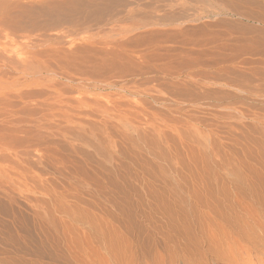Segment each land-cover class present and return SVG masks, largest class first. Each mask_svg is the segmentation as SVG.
<instances>
[{
    "label": "rangeland",
    "instance_id": "rangeland-1",
    "mask_svg": "<svg viewBox=\"0 0 264 264\" xmlns=\"http://www.w3.org/2000/svg\"><path fill=\"white\" fill-rule=\"evenodd\" d=\"M115 2L95 17L128 1ZM129 2L143 4L148 17L179 19L185 9L203 18L181 29L160 26L162 39L154 29L135 32L142 44L131 45L150 51L145 63L92 65L86 54L80 72L127 87L84 95V105L24 104L11 97L19 72L0 73L7 83L0 88L15 91L0 93V264H264V0ZM236 23L262 34L249 29L254 34L243 39L251 46L235 44ZM24 42L7 44L19 65L33 59ZM193 50L212 68L176 76L183 68L176 59L188 67ZM62 88L63 98L76 97Z\"/></svg>",
    "mask_w": 264,
    "mask_h": 264
},
{
    "label": "bare ground",
    "instance_id": "bare-ground-1",
    "mask_svg": "<svg viewBox=\"0 0 264 264\" xmlns=\"http://www.w3.org/2000/svg\"><path fill=\"white\" fill-rule=\"evenodd\" d=\"M125 1H128V2H126L127 3L126 5L124 4L125 8L123 7V10H117L116 13L109 15L108 17H106V19H102V18L99 19V18H96V17H99L98 13L100 15V13L106 12L108 10L111 12V9L114 6H116L118 2H115V0H0V73H2L3 70L5 71V70L10 69L9 71L19 72V78L21 79V82H19L17 80L19 82L20 88L11 97L16 99V100H18V98H19L24 104H29V103L30 104H36V105L41 104L40 106H42L44 108V110L49 111L50 109H53V110L66 109L67 106L69 105V103H73V102L77 103V104L80 103V104L84 105L82 98H84V95L87 96V94L88 95H90V94L94 95L96 93H99V92H102L105 90L112 91V90L117 89L118 87H119L118 89H120V88L124 89L125 87H127V83L124 82L122 85H120V83H117L116 81L113 80L114 78L112 79L113 76L101 78V77H98L99 75H97L96 77H93V76L85 75V73L80 72L79 71L80 68L83 67V66L81 67V65H83L86 62H89V60H88L89 58L85 57V55L91 54V56H92V54H93V58H95L94 62H96V63H93V64L91 63L92 65L97 64L98 61H100L103 65H105L106 63H109L108 61H111L113 59H118L120 61L121 60L124 61L125 59L126 60L130 59L129 60L130 63L133 64L132 60L134 58L139 59V61H140L139 63H141V61H144L145 59L148 58V56H151V55L149 54L150 51L148 52L145 50L144 51L141 50L143 47L140 50H136L131 45L134 42H137L138 40L140 42L141 38H142L140 36L137 37L135 32L139 31V33H140V30H143L145 32H148L147 33V35H148L149 29H152V31L154 29V31L156 32V30L160 26H163L164 28L174 26V27L181 29L182 25H185L188 21L189 22L199 21L203 18L201 15H197V14L192 15V16H188V15H186L185 9H183L184 17L179 18V19H173V17L170 18V16L162 15L159 12L153 13L152 15L150 14V17H148L146 14L147 12L145 11L143 4L139 3L137 6H134L132 3L129 2V0H125ZM122 2H121V4H122ZM158 2H160V1H158ZM133 3H134V1H133ZM161 3H159V5ZM164 3H166V2L164 1ZM225 3H227V2H225ZM149 5H151V4H149ZM151 7H153V6H151ZM163 8L164 7H162V9ZM148 9L149 8H147V10ZM183 12H181V13H183ZM234 12H233V14H234ZM148 13H149V10H148ZM214 13H217V12H214ZM165 14H166V12H165ZM208 15L209 14H207V16ZM216 15H220V14L217 13ZM221 16L228 17L229 15L228 14H221ZM240 17L241 16H237L236 18L240 19ZM206 18H208V17H206ZM210 19H212V18H210ZM231 19H232V17H231ZM232 20H234V19H232ZM232 20H231V23H232L231 25H233V23H234ZM251 20L254 21L253 19H251ZM234 21H236V20H234ZM226 23H227V20H226ZM240 24H242V23H240ZM215 25L216 24L214 23V27H215ZM211 26L213 27V25H211ZM238 26L239 25H237V23H236V25L233 26L234 28L233 27L232 28L235 29ZM220 27H222V26H220ZM224 27L225 26H223V28ZM229 27L230 26L228 23V28ZM245 27H248V26H245ZM245 27H244V29H242V26L241 27L239 26V28H241V31L239 33L240 35L238 33H236L234 35L235 31L233 30L234 36H232V34L229 35V36H231L230 41L233 40L235 42V44H237V42L239 44V42H242L243 40L246 39V37H245V39H243L244 38L243 36L245 33L247 34V33L252 32L254 34L253 31H249L250 27H249V29L247 28L249 32L248 31L244 32L246 29ZM252 28L254 29V26L253 27L251 26V29ZM230 30H232V29H230ZM242 30L244 33L242 32ZM154 31H153V33H154ZM171 31H173V30H171ZM238 31H239V29L237 28V32ZM156 33L158 34V32H156ZM165 33H166V30H165ZM168 33H170V32H168ZM168 33H166V35ZM225 33L227 34V32H225ZM230 33H232V32H230ZM252 33L250 35H253ZM255 33H256V30H255ZM257 33L262 34L260 32H257ZM246 34H245V36H246ZM166 35L164 34V36H166ZM203 35H205V33H203ZM160 36L161 35H159L157 37L160 38ZM248 36H249V34H248ZM150 37H152V36H150ZM225 37L226 36H224L223 38H225ZM154 38L156 39V37H154ZM162 38H163V36L160 39H162ZM227 38H229V37H227ZM18 40H24L25 41L24 44H25L26 51H27V53H30L32 55L31 58H33L32 59L33 61L31 60L30 63H27L28 62L27 60L31 59V58H28L26 60L27 62L25 61L26 63H21V65L16 64L17 61L15 62L14 56L11 55V53H9V48H8L9 44L15 45L18 43ZM143 40H145V39H143ZM220 40H221V38H220ZM226 40L224 39V41L226 43L229 42V40H227V41ZM246 40L244 41V42H246V44L250 45L251 43H253V42H251L252 39H250L251 41L248 39V41H250L251 43L250 42L247 43L248 41H246ZM145 41H143V42L145 43ZM159 41H160L159 44H162L161 42L163 40L162 41L159 40ZM233 41H231V42H233ZM148 42L149 41L147 38L146 43H148ZM150 42L152 43V41H150ZM231 42H229V43H231ZM151 43H150V45H151ZM154 43H155V40H154ZM7 44H8V46H7ZM21 44H22V42H21ZM184 45H185V43H184ZM186 45H188L187 42H186ZM144 46L146 47L147 45H144ZM16 47H17V45H16ZM194 47H195V45H194ZM152 48H154V47H152ZM229 48H231V47H229ZM161 49H162V47H161ZM161 49L160 50L158 49V50L161 52L164 50H166V52L169 51L165 48H164V50H161ZM158 50L155 51L153 49L152 51H155V53H156V52H158ZM196 51H194L195 53L194 52L192 53V56H190V54L188 55V56H190V57H187V59L190 58L189 59L190 65H188V67H186L183 63L182 64L184 66L183 65L181 66L180 63H181L182 58L179 61L178 59H180V58H178V59L175 58L177 55L174 56V55L169 54L171 56H174V57L168 56L169 59L175 58L179 62L178 65L181 68L186 67V68H184L185 70L182 68L183 70L180 69V72H177V73L174 72L176 74V76L181 77L183 75H187V79H188V77L191 76L189 74L195 70L196 71H198V70L202 71V70H206V69L209 70L212 68V67H209V65L204 66L205 64L200 65L201 63L200 64L198 63V62H200V61H198V56L196 58L193 57V54H196ZM161 52H159V53H161ZM178 52H180V51L178 50ZM181 52H184V51H181ZM23 53H24V51H23ZM165 53H164V55H165ZM197 54H198V52H197ZM21 55H22V53H21ZM21 55L19 54L18 56H20V58H22V59L27 58L24 56L21 57ZM162 55H163V53H162ZM164 55L162 58H165V57L168 58L167 57L168 53L165 55V57H164ZM196 55H194V56H196ZM202 55H204V54H202ZM155 56L156 55H154V57ZM28 57H30V56H28ZM154 57L152 56V58H154ZM158 57L159 56H156L157 60H161L160 57L159 58ZM178 57H181V56L179 55ZM149 58H151V57H149ZM156 58H154V59L156 60ZM22 59H21V62H22ZM142 59H144V60H142ZM169 59H166V60L169 61ZM155 60H153V61H155ZM134 61H135V59H134ZM145 61H147V60H145ZM145 61H144V63H145ZM153 61L151 59L150 62H153ZM163 61L165 62V59ZM177 61H175V62L177 63ZM231 61H232V59H231ZM124 62H126V61H124ZM159 62L156 61L155 63H159ZM175 62L174 61L172 62L173 65H175L174 64ZM101 63H99L100 66H101ZM172 63H171V65H172ZM215 63H217V62H215ZM228 63H230V62H228ZM91 64H89V66H91ZM136 65H139V64L137 63ZM155 65L153 67H157ZM159 65H160V63H159ZM166 65H170L169 62ZM166 65L163 68L167 67V70L170 71V68H168V66H166ZM220 65H221V63H220ZM116 66L115 67L117 69L120 67L119 65H116ZM162 66H164V65H162ZM109 67L113 68V65L109 66ZM176 67H177V65H175L174 68H176ZM157 68H159V67H157ZM87 69L88 70L89 69L95 70L94 67H90V68L87 67ZM117 69L115 71H117ZM172 69L173 68L171 67V70ZM176 69H175V71H179V69H177V70ZM91 70H89V71H91ZM98 70L101 71L100 68ZM104 70L106 72V69H104ZM167 70L165 69V71H167ZM100 71L98 73L102 74ZM111 71H114V69H112ZM119 71H121V70H119ZM139 71H140V69H139ZM140 72H141V75H143L144 72L143 73H142V71H140ZM170 72L166 73V76H167V74H171V73L173 74V76H175L173 71L171 73ZM91 73L92 72H90L89 75H92L95 72L92 74ZM121 73H123V72H121ZM162 73L165 74V72H162ZM129 74L131 75V73H129ZM1 75H3V74H1ZM123 75L124 74H122V76ZM132 75H133V73H132ZM8 76H9V74H8ZM120 76L121 75H119V78H120ZM122 76H121V79L124 77V76L123 77ZM17 77L18 76L11 77V78L17 79ZM11 80H13V79H11ZM56 80H58L59 83H55ZM122 80H125V79L123 78ZM189 80H191V79H189ZM17 81H16V83H17ZM3 83L7 84L6 80ZM8 83H10V82H8ZM12 83H15V82H12ZM4 84H2L0 81L1 87H2V85L4 86ZM136 84H138V83L136 82ZM19 85H17V86H19ZM40 85L44 86V89H45L43 92H41V95H39L40 92H37L38 89H37V91L33 90ZM62 85H66L67 87H69L70 94H72L73 96H76V97H72L69 100L63 98L61 96V93L64 92L65 89L63 90ZM5 86H7L8 89L10 87L9 84L5 85ZM4 88L3 89L0 88V93L2 95H4L5 91L8 90L7 88L6 89H4ZM16 89H17V87H16ZM11 90L14 91L13 89H9L8 91H11ZM35 91L38 94H36ZM126 91H127V89H126ZM122 92H124V91H122ZM2 95H1V97H2ZM5 96H7V95L5 94L4 97ZM4 99L2 100V102L4 101ZM6 100L7 99H5V101ZM70 100H73V102H71ZM47 115L48 116H54V114L49 115V112L47 113ZM43 117H45V116H43Z\"/></svg>",
    "mask_w": 264,
    "mask_h": 264
}]
</instances>
